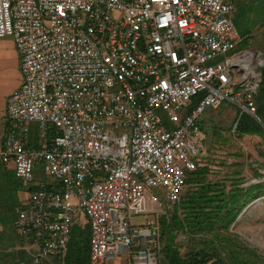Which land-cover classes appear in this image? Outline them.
<instances>
[{
	"label": "built area",
	"instance_id": "built-area-1",
	"mask_svg": "<svg viewBox=\"0 0 264 264\" xmlns=\"http://www.w3.org/2000/svg\"><path fill=\"white\" fill-rule=\"evenodd\" d=\"M235 13L228 0H0L21 73L0 148L25 194L12 226L34 252L20 264L63 262L75 225L89 226L88 264H156L154 190L178 203L205 149L199 116L227 101L259 119L251 50L211 63L240 42Z\"/></svg>",
	"mask_w": 264,
	"mask_h": 264
},
{
	"label": "rangeland",
	"instance_id": "rangeland-1",
	"mask_svg": "<svg viewBox=\"0 0 264 264\" xmlns=\"http://www.w3.org/2000/svg\"><path fill=\"white\" fill-rule=\"evenodd\" d=\"M228 1L237 9V12L233 15V24L240 37V42L233 50L216 57L211 63L216 64L225 57H234L239 52L247 49L256 52L257 55L259 54L257 51H259L263 60L264 0ZM5 38L10 39L14 46L11 37ZM262 67L263 65L257 68L258 72L256 71L259 77L257 74L254 77L255 80L260 79V81H256V83L259 82L256 88L259 87L264 78V73L262 77L259 73L260 70L264 72ZM230 104V102L224 101L216 110L205 108L199 116L198 121L203 129L206 141L204 152L197 155L199 161L196 165L203 172L200 175L193 176L192 180H188L189 177H187V183L182 193L183 197H188L191 202L196 197L200 186H210L208 196L214 199L216 195L220 194L218 200H222L223 193L226 194L229 191L236 193L241 190L244 197L238 195V204L243 205L237 217L230 222L229 226L224 227V223L221 222L223 219L219 222L217 218V224H215L214 217L212 219L214 225L211 228L197 232L188 226V232L178 231V233H175L174 243L179 248L182 257L186 255V252L198 251L203 248L205 242L200 241L199 238H201L205 241L210 240L212 247H215V250L224 259H226L227 252L235 251L237 258H241L244 264H264V136L239 135L235 131L239 117L240 120L246 121L248 116H252L246 112H241L240 109L234 108ZM255 114L260 117L256 121L257 124L264 130V115L259 112ZM253 119L255 120V118ZM163 121L167 130L173 128L166 119ZM29 126L32 132L31 139L36 141L37 125L30 123ZM104 129L110 130L115 136L128 132L125 128L116 129L105 126ZM7 171L10 172V170ZM34 172L36 180L43 179V173L39 167ZM19 191L22 190L19 189ZM154 192L161 201L164 212H169L175 208V205L171 206V202L165 197L162 189L154 190ZM211 204L206 210L215 206V199ZM229 207L225 205L226 209H229ZM192 209L195 210L196 208ZM181 210L183 211V209ZM182 211L181 216L183 217L190 210ZM218 216L222 217L223 215L221 213ZM159 217L160 215L157 216V220ZM150 218L151 216H137L132 218V222L143 224ZM12 222L13 220L8 223L10 225H0V264L25 263L29 257L27 252L16 249L20 237L15 235ZM88 233V225L85 228L75 225L70 236L69 252L71 248L83 245V238ZM22 240L24 241L23 238ZM159 244L160 249L158 245L156 264H174L173 253L165 249L166 238H161ZM80 252H84V255L87 256V246H82ZM52 260L47 264H62V261L55 258H52ZM105 264H132V262L130 256H123L107 260Z\"/></svg>",
	"mask_w": 264,
	"mask_h": 264
},
{
	"label": "trees",
	"instance_id": "trees-1",
	"mask_svg": "<svg viewBox=\"0 0 264 264\" xmlns=\"http://www.w3.org/2000/svg\"><path fill=\"white\" fill-rule=\"evenodd\" d=\"M263 68L264 65L262 69ZM259 73L260 77H262L264 72L260 70ZM253 101L255 104V113L259 112L264 115V78L262 79L259 87H257L253 93ZM230 105L234 106L232 104ZM234 108L236 107L234 106ZM257 117L260 118L259 116ZM236 125L237 126L235 127V131H237L239 135L249 134L264 136V130L260 128L259 124H257L256 120H254L252 117L248 116L246 121L240 120L239 117V120ZM2 166L3 165L0 161V225L4 224L3 219L7 216L11 220L14 219L15 207L20 202L18 199V191L19 189H21L20 184L17 180H15L16 178L13 171L9 172L3 169ZM202 172V169L198 168V166L196 165L192 171L186 173L184 187L187 183V177H189L188 180H192L193 176L200 175ZM209 187L210 186L208 185L200 186V188H198L196 197L191 202L189 201L188 197H183L182 193L178 203L175 205V208L172 211L163 212L162 214H160V217L158 219L159 243L161 241V238H166L165 249L168 252L173 253L172 258L174 264H244V262L241 261V258H237V255L234 253L235 251L227 252L226 259L221 257L219 253L215 250V247H212L210 240L205 241L199 238L200 241L205 242L203 248H200L198 251L196 250L192 252H186V255L184 257L181 256L179 248L174 243V238L176 236L175 233H178V231L188 232V226L189 228H192L193 231L196 230L197 232H200L206 228H211V226L214 225V222L212 220L214 217L215 224H217L216 218L219 222L223 219V221L221 222L224 223V227L229 226L230 222L237 217L238 212L240 211L243 205L238 204V197L240 195L244 197L242 191L238 190L236 193H231L230 191L226 194L223 193L224 197H222V200H218L220 199V194L216 195L214 197L215 206H211L212 208L206 210V208L212 205L211 203L214 201L213 197L208 196L209 189L211 188ZM225 205L230 206L229 209H226ZM191 207L196 209L194 210ZM181 209H183V211ZM186 209H189L190 211L188 214H184L185 216L182 217L181 211L184 212ZM221 213L223 216H218ZM83 240V245L77 244L78 247H75L73 249L71 248L70 252L68 248L67 254L62 264H88V235H86ZM82 246H87V256L84 255V252H80Z\"/></svg>",
	"mask_w": 264,
	"mask_h": 264
},
{
	"label": "crops",
	"instance_id": "crops-1",
	"mask_svg": "<svg viewBox=\"0 0 264 264\" xmlns=\"http://www.w3.org/2000/svg\"><path fill=\"white\" fill-rule=\"evenodd\" d=\"M19 70V57L18 54H16L13 42L8 38L0 39V148L6 125L4 116L6 99L13 91H15L19 87L21 83V75ZM2 165L3 169L12 171L10 166H5L4 164ZM21 193L22 191H18L19 201L25 197V194ZM22 195L23 197L21 198ZM3 221L5 225H10L8 223H10L12 220L7 216L3 219ZM74 228L75 226L73 227V229ZM23 245L24 241L20 237L18 246L15 245L16 249L23 250L25 252L28 251L30 253L34 252V248H31V250H25ZM52 261V258H49L45 260L44 264L50 263ZM16 264L19 263L16 262Z\"/></svg>",
	"mask_w": 264,
	"mask_h": 264
},
{
	"label": "bare ground",
	"instance_id": "bare-ground-1",
	"mask_svg": "<svg viewBox=\"0 0 264 264\" xmlns=\"http://www.w3.org/2000/svg\"><path fill=\"white\" fill-rule=\"evenodd\" d=\"M258 56H259V54L257 55L256 52L250 51L249 53H247L246 58H245V63H246L245 64L246 66L244 65L245 71H246V73L250 74L252 78H254L256 76L255 75L256 73L251 72L250 62L253 58L258 59Z\"/></svg>",
	"mask_w": 264,
	"mask_h": 264
},
{
	"label": "water",
	"instance_id": "water-1",
	"mask_svg": "<svg viewBox=\"0 0 264 264\" xmlns=\"http://www.w3.org/2000/svg\"><path fill=\"white\" fill-rule=\"evenodd\" d=\"M257 52L261 55V53L259 51H257ZM261 62H262V64H264V60H261ZM258 77H259V75H258ZM259 81H260V79H259Z\"/></svg>",
	"mask_w": 264,
	"mask_h": 264
}]
</instances>
